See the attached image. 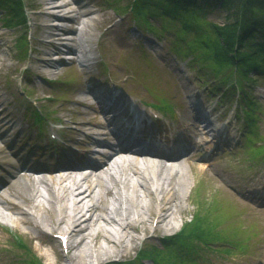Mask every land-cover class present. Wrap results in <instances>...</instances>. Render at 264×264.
Segmentation results:
<instances>
[{
  "label": "rangeland",
  "instance_id": "obj_1",
  "mask_svg": "<svg viewBox=\"0 0 264 264\" xmlns=\"http://www.w3.org/2000/svg\"><path fill=\"white\" fill-rule=\"evenodd\" d=\"M21 1L27 12L23 24L4 26L0 10V133L5 132L0 138V188L6 189L17 181L21 191L32 194L26 186V177L30 175L22 173L24 168L16 163L18 157L25 162L28 160L31 167L44 166L50 170L64 162L56 159L59 150L70 156L69 163L79 153L84 155L77 158L81 165L86 162L85 155L97 159L99 154H92L95 140L90 130L102 126L100 112L114 110L120 115L113 124L131 126L136 122L134 113L144 112L143 101L155 102L164 97L172 104L173 112L164 111L162 124L159 127L146 124L144 132L156 134L157 141L149 144L152 151L169 154L171 149L178 148L180 157L168 164V161L130 162L165 171L176 166L186 170L190 189L180 186L182 197L177 203L179 208L176 206V219L171 221V226L167 225L168 220L158 224L150 220L140 225L121 256L103 254L99 259L86 263L82 260L79 264H118L132 259L136 264H186L187 261L175 257L177 249L165 248L163 239L179 232L199 213L214 223L216 234L223 235L228 242L223 240L210 246L195 244L194 248L184 247L180 254L189 255L195 264H264V157L250 154V144H256L257 140L247 143L244 140L248 129L243 111L246 97L237 100L235 93L229 92L228 96L220 98L210 86L216 81L206 82L208 76L200 77L188 60L171 50L172 40L177 35L163 26L177 28L180 27L176 26L178 22L153 16L143 20L146 14L142 16L137 12L135 0H75L79 13L71 15L68 9L73 5L57 12L73 19L60 22V28L69 26L79 30L77 35L67 32L64 37L81 36L83 39L84 47L73 53L61 47L58 38L53 36L62 31L53 25L56 18L48 15L46 0ZM206 21L221 23L222 15L210 13ZM88 53L89 59L83 62L81 58ZM53 55L59 57L58 61L45 59ZM49 64L52 65L50 70ZM260 76L263 77L252 74V80H244L243 86L253 97L251 100L258 101L261 111L257 113L256 132L263 134L264 77ZM128 93L138 96L140 103L128 104ZM24 96L41 106L47 115L45 134L58 129L64 134L67 142L63 146L52 149L53 146L43 140L44 134L30 126L22 113ZM204 118L211 122L213 130L206 131L210 137L198 134L194 127ZM84 122L87 125H83ZM206 138L213 139L205 141ZM84 141L88 146L82 143ZM202 166L205 169H201ZM9 192L12 191L9 189ZM16 201L29 212L38 203L36 199ZM157 204L152 200V215ZM33 214L36 215L32 210V217ZM46 214L47 222L55 224L56 214L53 211ZM21 217L14 215V220L20 224L15 230L9 228V218L0 219V264H27V261L32 264L33 257H26L23 248L15 245L21 238L42 264H77L68 257L79 253L82 245L64 248L57 237L42 232L40 224L36 228L38 224L32 221L20 223ZM149 217L148 214L147 219ZM79 239L75 236L73 240ZM98 244L107 246L102 238ZM236 244L246 248L239 250ZM152 247L155 251H164V260L157 263L152 258H140V251L152 253Z\"/></svg>",
  "mask_w": 264,
  "mask_h": 264
},
{
  "label": "bare ground",
  "instance_id": "obj_2",
  "mask_svg": "<svg viewBox=\"0 0 264 264\" xmlns=\"http://www.w3.org/2000/svg\"><path fill=\"white\" fill-rule=\"evenodd\" d=\"M59 1L46 0L45 2L48 15L56 18L53 25L62 31L53 36L58 38L61 47L76 53L78 48L84 47L82 37L76 36L69 39L64 35L67 32L77 35L79 30L69 26L60 28L58 26L60 22H70L73 19L66 14H57L59 9H63V7L73 5L68 9V11H73L76 10V6L72 0L58 3ZM81 30L83 31V29ZM45 59L56 60L59 57L53 55ZM113 118L116 120L117 116ZM106 123L107 120L102 116L101 124ZM83 125H87V122H84ZM194 127L198 134L205 136L207 134V137L209 136V132H206L207 129L213 130L210 120L205 118L200 120V124H194ZM96 130L94 132L98 134H110L109 129L103 125L96 127ZM4 136L5 132H1L0 138ZM208 139L206 138L205 141H211L213 138ZM82 143L88 146L85 141ZM92 154L94 155L95 152ZM96 154L98 153L96 152ZM79 156L83 157L84 155L79 153ZM170 156L175 155L170 154ZM86 157L84 168L76 170L83 172L82 176L78 178L52 176V178L34 179L32 176L26 177L28 180H26V186L32 191L31 195L21 191L17 181L10 183L8 188L5 187L6 189L0 188V219L9 218L10 221L13 220L15 222L13 227L19 229L20 224L16 223L14 215H20L22 217L19 222L22 224L32 221L38 224L36 228L40 224L48 230L60 231L64 235H68L71 248L82 245L79 253L68 257L75 260L77 264L82 260H85L86 263L87 260L99 259L103 254L115 253L114 255L121 256L134 240L135 235L133 233L138 231L140 225L146 224L150 220L152 224L168 220L167 225H172L173 222L171 221L176 219L178 212L177 203L182 197L180 186H187V189H190L187 172L183 167L176 166L171 171H165L137 166L131 162L127 164V161L120 164L113 159L114 156L109 154H99L97 159L91 155ZM147 157H153L148 160L157 161L159 159L158 156L152 154H148ZM139 158L140 156H138ZM16 160L21 168L30 169L27 171L38 170L35 167L31 168L27 162L19 157ZM201 169H205V166H202ZM24 172L22 171V173ZM28 173L30 172L24 174L27 175ZM53 173L58 174L59 172L54 171ZM60 174L63 173L60 172ZM9 189L12 191L11 193ZM148 198L150 199L149 202H147ZM34 199L38 200V203H35L31 208L35 211L36 217H32V210L31 212L27 211L16 201L31 202ZM152 200L158 203L157 208L154 209V215L151 213L153 210ZM177 207L179 208V206ZM51 211L56 214L53 225L48 223L46 218V213ZM148 214L150 215L149 219H147ZM33 227L35 228L34 225ZM75 236L80 237L79 241L73 240ZM34 238L38 239L39 237L35 236ZM99 238H102L107 246L98 244Z\"/></svg>",
  "mask_w": 264,
  "mask_h": 264
},
{
  "label": "trees",
  "instance_id": "obj_3",
  "mask_svg": "<svg viewBox=\"0 0 264 264\" xmlns=\"http://www.w3.org/2000/svg\"><path fill=\"white\" fill-rule=\"evenodd\" d=\"M134 5L138 13L142 16L146 14L143 20L153 16L178 22L176 26L180 27L177 28L163 26L170 30L169 33L177 35L172 40L171 50L188 60L200 77L208 76L206 82L216 81L210 84L214 94H219L221 98L239 90V93L234 94L235 99L241 97V100H245L246 97L243 111L249 129L247 140H258L254 150L264 154V133L256 132L257 113L261 110L258 102L251 100L253 97L248 95V89L243 86L244 80H252V74L264 77V0H135ZM0 10L6 27L25 21L21 0H0ZM214 12L221 13V23L206 21L207 16ZM203 21L206 23L202 24ZM148 26L153 25L150 22ZM163 27L160 26L161 29ZM233 77L237 80L236 86L230 83ZM30 116L33 123L42 124L35 112ZM222 240L224 236L216 234L215 224L199 213L185 223L182 236L166 237L163 245L165 248L177 249L175 257L188 262L192 258L179 253L184 247L194 248L195 244L209 246ZM22 248L26 257H33L32 264H42L36 255ZM152 249V253L140 251V258H152L157 263L162 258L164 260V251ZM120 264L136 263L132 259Z\"/></svg>",
  "mask_w": 264,
  "mask_h": 264
}]
</instances>
